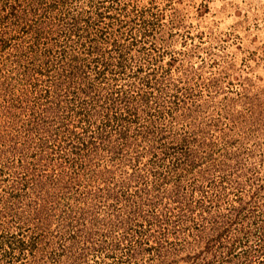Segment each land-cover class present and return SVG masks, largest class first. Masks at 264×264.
Returning a JSON list of instances; mask_svg holds the SVG:
<instances>
[{
  "label": "rangeland",
  "instance_id": "374dc122",
  "mask_svg": "<svg viewBox=\"0 0 264 264\" xmlns=\"http://www.w3.org/2000/svg\"><path fill=\"white\" fill-rule=\"evenodd\" d=\"M2 44L0 264H264V0H0Z\"/></svg>",
  "mask_w": 264,
  "mask_h": 264
},
{
  "label": "trees",
  "instance_id": "16d2710c",
  "mask_svg": "<svg viewBox=\"0 0 264 264\" xmlns=\"http://www.w3.org/2000/svg\"><path fill=\"white\" fill-rule=\"evenodd\" d=\"M43 31H44V29L39 28V27H38L37 29H34V30H33V37L35 38L36 41L39 40V37H41ZM43 33H45V31H44ZM34 38H33V39H34ZM34 45L36 46L37 43H34ZM4 47H5V44H2V46H0L1 49H4ZM79 69L82 70V71H85V70H83L81 67H79ZM34 74L39 75V76H40V75H43L42 72H41L39 69L35 70V71H34ZM23 76L26 77V76H27V72L23 73ZM83 78H85V77L83 76ZM44 92H45V93H44L42 96H43V97H49V92L46 91V90H44ZM105 195L108 197V196H109V193L107 192V193H105ZM16 197H17V195L14 194V198H16Z\"/></svg>",
  "mask_w": 264,
  "mask_h": 264
}]
</instances>
